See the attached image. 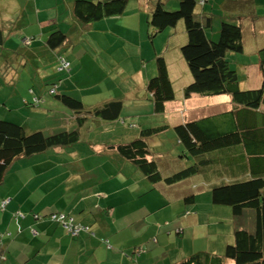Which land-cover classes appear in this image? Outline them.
<instances>
[{"label":"crops","instance_id":"1","mask_svg":"<svg viewBox=\"0 0 264 264\" xmlns=\"http://www.w3.org/2000/svg\"><path fill=\"white\" fill-rule=\"evenodd\" d=\"M75 1L1 0L0 28L9 30L12 24H7V22L12 21H18V28L21 30L25 27H36L35 33L41 32L39 45L44 52L48 50L45 47V42L54 23L59 29L69 31L67 32L69 39L65 45V50H68L67 58L73 64L72 80L81 77L80 70L91 67V63H97V60L94 62L88 58L87 55L90 53L98 49L109 52L111 48L119 46H140L144 50L141 53L142 56L143 52L146 51L147 53L142 57L141 70L138 74L143 87L140 90L136 86L134 87L133 93L130 94L135 99L132 103L134 102V110L145 108L149 115L158 116L156 119L160 118V122L149 127L151 123L145 119L147 115L133 111L129 117L134 118L138 126L129 125L125 119H122L129 98L106 93L101 95V93L83 94L81 92L80 95H74V88H79L81 91L82 85L79 81L75 82L76 86L67 82L68 92L87 108H95L111 101L122 102L123 107L119 119L107 124L113 126L116 123L123 136L116 139L117 142L113 139L89 141L84 148H80L82 130L85 126L89 124H92L93 127L100 126L107 132H110L111 128L105 127L106 124L103 121L94 118L81 125L77 117L71 112H69L71 113L70 119L63 121L60 119L64 114L63 110L60 116L57 115V117L52 118L54 123L52 122V126L48 127L46 132L57 134L66 129V131L78 129L80 139L73 145L57 146L38 155L17 159L10 167L4 183L0 185V204L10 200L5 211L0 209V239L4 247L1 256L6 258V261L0 259V264H139L141 254H138V250H143L146 244L154 241L151 235L145 234L147 232L145 229H148V232L155 229L157 236L163 237L164 242L162 244L166 246H170L171 235L174 232L178 239L184 243L188 226L199 223L202 216L199 195L201 191L190 193L189 187L181 186L196 176H190L174 184L167 183L165 179L180 172L185 167L177 170L173 168L175 163L179 162L176 160L180 159L179 157H175L172 162L165 160L168 159L165 154L154 157V142L152 145L150 141L154 136L147 140L150 152L147 159L157 163L162 180L150 179L135 162L118 152L120 145L132 143L142 138L145 130L161 126H168L164 133L174 131V140L179 145L175 131L177 126L218 113L213 112L209 115H196L194 117L190 115L191 118L187 119L186 114H184L185 108L182 107L183 103H181L182 105L174 103L178 100L181 102L182 97L185 98V89L193 83V76L181 52L187 41L185 26L180 23L175 29H168L151 40L147 23L156 0H129L127 10L123 15L94 23L91 27H85L86 25L81 24L74 16ZM169 1L165 0L167 8ZM254 4L264 7V0H245L244 10L246 12L228 18L241 27L243 31L244 54L233 56L231 62L238 68L240 67L239 80H243L242 83L245 82L243 87L258 90L264 82L258 85L259 87L252 86L245 74L247 70L256 69L260 66L258 63L255 66L248 65L249 54L260 52L264 48V46L262 47L264 45V16H256L260 10H255ZM260 6L259 8H262ZM178 7V0H176L173 5L174 9L170 10H176ZM207 7L206 3L204 5L200 3L198 8L200 18L210 15L207 13ZM234 11L238 12L237 8ZM223 17L226 18V14ZM221 21H216L213 17V25L210 28L212 35H218ZM177 30L182 32V39L177 47H171L173 41L171 39H173L174 31ZM22 32L27 35L26 28ZM6 33L9 34L10 32L6 31ZM10 34L16 36L15 33ZM112 37L118 38L113 41ZM157 43H160V50L157 49ZM161 47L164 48L161 49ZM253 47L256 50L250 51ZM123 49L124 47L119 52ZM171 49L180 50L182 65L189 72V78L184 75L180 80H175V69L171 58H168V52ZM80 50L83 53L81 56H79ZM162 56L167 62L176 99L166 103L165 111L162 114H156L147 86L149 80L157 73L156 59ZM151 63H153L152 67L149 65ZM94 67L96 74L103 71L98 68L97 64ZM7 80H9L8 83H11L13 78L10 76ZM88 90L91 92L92 88L89 87ZM192 95L188 99L189 101L193 100L190 102L193 106H197L195 104H200V98L203 97L197 94ZM13 98L10 100L0 99V119L24 125L29 132L44 130L40 121L35 119L44 117L47 112L42 110L43 108L40 111L36 109L32 111L33 108L28 106L20 108L21 104L12 102L14 101ZM24 98L21 97L19 100L23 99L24 103H27V99ZM205 98L212 99L214 97ZM215 98L220 99V101H232V98L228 96ZM13 103L14 105H12ZM29 108L31 110L27 113ZM180 108L183 109L178 112L177 110ZM65 114L68 116V112ZM177 115L181 117L180 120H177ZM48 117L50 118V116ZM127 126L137 132L135 137L124 130ZM123 160L128 162H124V165ZM129 162L133 165L131 167L135 170V177L125 173ZM120 165L122 166L120 167ZM162 166H165L164 171ZM168 166V170H165ZM223 181L224 179L221 178L215 183L220 184ZM205 183L208 182L205 181ZM209 190L211 191V189ZM183 203L189 206L184 208ZM54 213L66 214L75 224L82 225L88 230L76 238H71L60 224L44 218ZM143 224H146L145 229ZM234 228L231 231L233 237ZM180 235L184 237L182 238ZM157 236L155 237L156 240ZM160 242L161 240H157V245H161ZM176 245L179 246V243ZM182 250L183 254L178 256L177 260L172 261L170 259L169 262H172L170 264L181 262L191 256L185 257L192 251L187 248L185 243ZM157 251L158 249H155L152 253H157ZM163 259L159 262H162ZM165 264L169 263L165 262Z\"/></svg>","mask_w":264,"mask_h":264},{"label":"trees","instance_id":"2","mask_svg":"<svg viewBox=\"0 0 264 264\" xmlns=\"http://www.w3.org/2000/svg\"><path fill=\"white\" fill-rule=\"evenodd\" d=\"M202 1L178 0L179 7L174 11L167 9L165 0H156L147 23L149 37L154 40L160 33L175 29L183 22L187 41L181 52L193 76V83L184 91L185 98H190L192 94L202 97L228 96L232 98L233 107L175 128L179 145L184 150L183 157L189 159L193 165L185 167L165 181L174 184L208 170H213L214 175H219L220 168L224 166L227 180L223 176L222 183L212 186V204L230 207L235 218L251 219L249 216L253 215V224L251 227H243L242 224L235 226L233 241L226 246L223 255L201 252L175 264H264V84L258 90L243 87V80H239L240 67L231 62L233 56L244 54L243 31L227 17L220 19L222 21L218 35H212L210 28L213 25V16L210 14L200 18L198 15L200 3H206V0L204 3ZM128 4L129 0H76L73 6L74 16L81 24L86 25L85 27H91L94 23L123 15ZM17 22H7L12 24L9 30L0 28V76L6 80L3 81L5 84H9L7 79L12 75L14 80L16 70L24 68L34 77L41 90L39 95L30 90L33 95L31 102L26 97L24 99H27V103H24L23 99H13L12 102L21 104L20 108L28 106L39 109L46 103V92L62 104L64 113L71 112L76 116L81 125L91 118L105 124L119 119L122 102L111 101L95 108H87L68 92L69 86L66 83L70 81L62 75L69 78L72 71L68 73L67 69L62 73L61 70L65 68L63 62L68 57L64 55V50L69 31L59 29L54 23L45 42L48 50L44 52L39 45L41 32L35 33L36 27H25V35L22 32L25 28L19 29ZM6 31L15 33L16 36L7 34ZM259 56L258 64L260 63L264 71V48ZM40 61L42 65L37 66ZM34 65L39 70L33 71L31 66L35 67ZM156 65L157 73L149 80L147 90L155 113L162 114L166 103L175 101L176 94L165 58H157ZM2 80L0 78V93L3 91ZM11 98L12 95L3 97L5 100ZM52 108L53 106L44 110L47 112L44 116L47 125L43 127L44 130L29 132L24 125L0 119V185L4 183L10 167L17 159L38 155L57 146L73 145L79 141L78 129H66L57 134L46 133L47 128L54 123L52 118L60 116L63 112ZM60 119L66 121L70 117L63 119L62 114ZM167 129L168 126H161L145 130L142 138L120 145L118 152L135 162L150 179L162 180L157 163L147 159L150 154L147 140ZM206 182L209 183L208 180ZM9 202L10 200L2 202L0 209L5 211ZM62 215L64 214L54 213L44 218L60 224L63 228L62 220L57 219ZM64 216L71 219L66 214ZM64 231L71 238L81 234L73 236L65 229ZM3 250L0 239V259L6 261V258L1 256ZM142 252V249L138 250V254Z\"/></svg>","mask_w":264,"mask_h":264},{"label":"rangeland","instance_id":"3","mask_svg":"<svg viewBox=\"0 0 264 264\" xmlns=\"http://www.w3.org/2000/svg\"><path fill=\"white\" fill-rule=\"evenodd\" d=\"M174 1L176 0L169 1L167 8L168 10L174 9L173 8ZM244 2L245 0H206V4L208 5L207 13L211 14L216 19V21H220L221 18H224L223 16L225 14H226V18L227 17L232 18L234 15H237L238 13L241 14L243 12H246L244 10ZM259 6L258 4L256 6L254 4L255 7L254 9L260 10L258 12L259 14L258 15L256 14L257 17L264 16V7L260 6L262 8H259ZM235 8H237L238 12L234 11ZM251 18L253 17L251 16ZM181 24L184 25L183 22ZM181 36H182V32H179V30L174 31L173 39H171L173 40L171 43V47H177L179 41L182 39ZM112 38H113L112 40L115 41L116 38L118 37H112ZM17 39L20 40L21 37H18ZM165 39L168 40V38ZM263 46L264 45H262V47ZM122 47H124V49L121 52H119ZM122 47L119 46V47L111 48L109 52L107 50L103 51L98 49L97 51L87 55L88 58H91L94 62H96L97 60V63H91L90 64L91 67H88L87 69L84 70H80L81 71L80 78H77L76 80H72V73L69 78L67 77L65 78L64 75H62V77L67 81H70L72 83V86H76L75 82L78 81L80 82V85H82L81 87L83 88L81 89V91L79 90V88H74L75 89L74 95H80L81 92L83 94L101 93V95L106 93L115 96H125L126 99L129 98L131 101L129 100L126 102L127 105L125 106V113L123 114L122 119H125V121L129 125L134 124L135 126H138L135 119L129 117V114H131L133 111H135L136 113H145V115H147L145 119L149 123H151L149 127H153L154 125L157 124L156 122H160V118L156 119L158 118V116L149 115V112L145 108H143L142 110L139 109L134 110V102L132 103V101H134L135 99L132 98L130 95L133 93L135 86L137 87L138 90H140L143 87L138 74L141 70L142 57L144 55H147V53L146 51L143 52V56H142L141 53L144 50H142L140 46H134V47L122 46ZM163 48L164 47H161V49ZM157 49L160 50V43H157ZM81 50L79 52V56L83 55V53H81L82 52ZM252 50H256V49H254L253 47L250 51ZM3 52L6 53L7 51L6 52L3 51ZM66 52L68 51H64V55H67ZM260 52L249 54L248 65L251 66L257 65L258 61L260 60V56H259ZM180 56L181 53L179 49H171L168 52V58H171V62L173 63L175 69V76H174L175 80H180L181 78H183L184 75L186 76V78H189L190 76L189 72L186 69H184ZM0 57H2V54H0ZM96 64L98 65L99 69L103 70L102 72H99L97 74L94 70L95 69L94 66ZM41 65L42 64L40 61L39 64H37V66H41ZM63 65L65 68L61 70L62 73H65L67 69H68V73L72 71L71 66H73V64L69 60H67V58L65 62H63ZM149 65L152 67L153 63ZM34 66L35 67L31 66L33 71L39 70L36 68L37 67L36 65ZM185 66L187 67L186 64ZM60 69L61 68H59V70ZM16 71L17 74H15V79L9 84L7 83L5 84L3 81L6 80L0 76L1 80L3 79L2 80L3 91L0 93L1 96L0 99L3 98L5 95L8 96L12 95V97H14L13 98L14 100H19V98L21 97H27L28 100H31V98H33V95L31 94L30 90H33L35 92V95L36 94L39 95L41 87L39 84L35 83L34 77H31V75L27 73L28 70L25 71V69L23 68L21 70H16ZM146 71L147 70L145 69V72ZM245 74L252 86L259 87L258 85L263 83L264 71L262 70L261 66H259L256 69H249ZM242 84L244 86L245 82ZM89 87L92 88L91 92L88 90ZM127 92L129 93L127 94ZM44 93L46 94V96L44 97L46 103H43L44 106L42 105L41 108L36 109L37 111H40L42 108H43L42 110L50 109L52 106H53L52 109L64 110L61 103H59L56 99L50 97L46 92ZM189 99L182 97L181 102L179 100L178 102H174L179 104L183 103V105L182 104L181 105L183 108H185L184 114H186L187 119L191 118L190 115H192L193 117L196 115L197 116L199 115L203 116L206 114L209 115L213 112L230 110L233 107L232 101L230 100L220 101V99L215 97L212 99H207L205 97L200 98L201 103L195 104L197 106H193V104L190 103L193 100L189 101ZM183 108H180L177 111L180 112L182 111L181 109ZM30 110L31 108L27 109V113H29ZM32 111H34V109H32ZM69 116H70L69 112H68V116H66V114L64 113L63 119H68ZM162 117H164V115H162ZM176 117H178L177 120L181 119V117L178 115ZM35 120L40 121V124L42 125V127H44V123H45L44 117H39ZM154 122L155 124H152ZM110 125L109 126L108 124L105 125V127L111 128L110 132L104 131L103 127L100 126L93 127L92 124L85 126L82 130L81 143L79 147L84 148L85 144L88 143L89 141H105L108 139H113V141L117 142L116 139L122 137L123 135L120 132L119 128L116 126L117 125L116 123L113 126ZM121 126L123 127V125ZM115 130H117V132H115ZM124 130H127L128 134L131 135L132 137H135L137 135V132L134 131L133 128H130L128 126L125 127ZM173 133L174 131L171 130V131H167L163 135L152 137L150 141L152 142V145L154 142L153 148H155V150L154 151L152 150L153 153H155L154 157H157L159 154H165V157L169 159V160L168 159L165 160L168 162H172V160H174L175 157H179L180 159H176L179 162L175 163V166L173 167L176 168V170L193 165V163L190 162L189 159L183 157L184 150L180 145L177 144L176 140H174L175 137ZM124 162H128V161L123 160V164L125 165ZM128 164L129 165H127L128 168H126L125 173L127 175L135 177V170L133 169V167H131L133 166L132 163L129 162ZM121 166L122 165H120V167ZM164 167L165 166H162V169ZM223 167L220 168L222 172H220L219 175H214L213 170L212 171L208 170L207 172L204 171L200 174H197V176L192 178L190 182L181 185L182 187L185 186L186 188L189 187L188 189L190 193L201 191V194L199 195L201 198L200 201H201L202 216L200 217L199 223L190 224L187 228L185 234L186 238L184 243L186 244L187 248L190 251L191 250L192 251L191 254H186L185 257L201 252L202 253L209 252V253H215L217 255H223L226 246L231 244L233 241L232 238L233 236L231 232L232 228H234L237 224H242L244 225L243 227H251L253 224L252 213H250L252 216L246 215L249 216L251 219L235 218L230 207L217 206L212 204L211 191L209 189H211L210 186L216 185L215 181L221 179L223 176L226 178L225 170H223L224 169ZM168 168L169 166L165 170H168ZM209 177L211 179H209ZM207 180L209 181V183H205V181ZM183 206L185 208L188 207L189 205L183 203ZM189 213L190 212H188V214ZM145 225L146 224H143L144 229H145ZM145 231H147L145 234L151 235L154 241L146 244L145 248H143V252L140 255L141 259H139V264H165V262L170 264L172 263L169 262L170 259H172V261L177 260L178 259L177 257L183 254L182 249L184 243H182L178 239V236L176 235L175 232L171 235L172 237H171V244H170L171 248H170L169 245L168 247L162 244L164 242L162 240L163 237L157 236V232H155V229L154 231L151 229L150 232H148V229H145ZM156 236L158 241L161 240L160 242L161 245L160 244L157 245V240L155 239ZM180 237L183 238L184 236L180 235ZM178 243L179 246L176 245ZM155 249H158L157 253H152V251ZM162 258H164L163 261L159 262ZM229 264L232 263L229 262Z\"/></svg>","mask_w":264,"mask_h":264},{"label":"built area","instance_id":"4","mask_svg":"<svg viewBox=\"0 0 264 264\" xmlns=\"http://www.w3.org/2000/svg\"><path fill=\"white\" fill-rule=\"evenodd\" d=\"M54 218L56 219V216H54ZM58 218H60V220H62V222H63V224H62L63 225V228L69 234H71L73 236H77L80 233L88 230V228H86V227H84L82 225L75 224L72 219H67L64 215H62L60 217H57V219Z\"/></svg>","mask_w":264,"mask_h":264}]
</instances>
